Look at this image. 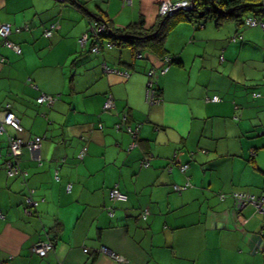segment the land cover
I'll use <instances>...</instances> for the list:
<instances>
[{
  "label": "crops",
  "instance_id": "0c3cea01",
  "mask_svg": "<svg viewBox=\"0 0 264 264\" xmlns=\"http://www.w3.org/2000/svg\"><path fill=\"white\" fill-rule=\"evenodd\" d=\"M77 1L85 11L56 0H0V25H9L19 51L0 47V105L9 104L21 127L0 131V264H264L262 212L237 208L231 195H264L261 28L178 23L163 40L165 64L147 50L93 53L87 34L100 15L115 28L138 20L149 27L165 0ZM147 79L154 104L144 100ZM37 96L55 98L38 104ZM134 124L137 139L126 149L125 128ZM7 135L42 137L36 152L20 149L21 173L11 176L3 168ZM113 186L123 202L108 199ZM27 194L37 201L30 215ZM45 240L51 248L38 257L32 247ZM99 246L121 262L95 252Z\"/></svg>",
  "mask_w": 264,
  "mask_h": 264
},
{
  "label": "trees",
  "instance_id": "16d2710c",
  "mask_svg": "<svg viewBox=\"0 0 264 264\" xmlns=\"http://www.w3.org/2000/svg\"><path fill=\"white\" fill-rule=\"evenodd\" d=\"M56 2H59L61 4L65 3L67 5L71 4V5H74L75 7H77L79 10L85 11L82 4H80L77 0H56ZM187 2H188V4L189 3L191 4L190 8H187L186 6L177 7L175 9L171 10L170 12L165 13L164 15H157L153 25H151L149 27H144L143 22L141 20H138L135 22H130V23L124 25L123 27L115 28L110 24L109 20L105 17V15H100L99 17L93 16L89 20V23L94 22L95 24L103 25V28H104L103 32L96 36L97 37L96 41L105 40V41H108L112 44L111 47L117 46V47L128 48L130 50V52L134 55L140 50H147V51L151 52L152 54H154L156 57L163 58L165 56L164 49H163V40H164L165 34L178 23H181V22L201 23L200 21H204V19L207 18V19H212L215 26L219 25L220 22L225 20V19L232 20L235 23H241L244 26V24H243V18L244 17H247V16H254L255 17L262 12V4L260 2H258L257 0H187ZM198 13L200 14V16L197 15ZM49 25H51L50 29L52 30L53 23H49ZM49 25L47 27H49ZM45 29H43V31ZM51 30H50V32H51ZM87 34L90 36L89 32ZM7 35L5 36L4 39H0V47L7 48L5 46V42H4V41L9 42L7 39ZM42 35H43V33H42ZM89 38H91V36ZM94 41H95V38L91 39V43H93ZM7 49H9V48H7ZM12 52H14V51H12ZM97 52H95V53H97ZM17 53H19V51ZM17 53H15V54H17ZM164 58H166L165 64H168V62H169L168 57H164ZM0 60H1V58H0ZM171 62H176V61L172 59ZM165 69L166 68H164V69L162 68V69H160V71H164ZM151 74H152V71H151ZM151 74L147 73L146 75L149 77V76H151ZM152 84L153 83L147 79V82L145 83V88L148 86L149 90L152 91V97L157 100L156 96L154 95L155 89H154ZM252 94L253 93H251V95ZM255 95H258V94H255ZM252 96H254V95H252ZM49 97L51 98V100H53V98H55L53 96H49ZM35 102H36V100H35ZM36 103H38V102H36ZM38 104H40V103H38ZM102 105H103V103H102ZM5 106H7V110L10 111L8 103H4V104L0 105V111L4 110ZM120 122H122V120ZM120 122H117L115 124L118 125ZM134 125H136V124H134ZM137 126H138L137 128H139L140 124H137ZM19 127H20V125H19ZM132 127H134V126H132ZM2 128H3L2 129V131H3L4 126H2ZM20 129H21V127H20ZM11 130H13V129H11ZM13 131H15V130H13ZM137 131H138V129H137ZM9 136H12V135H9ZM9 136L8 135L6 136V146H7V137H9ZM12 137H16V136H12ZM32 137H34V136H32ZM136 138H137V133H136ZM41 140H42V137H40V141ZM131 140L132 139H130V142H131ZM81 148H84L82 151V154H81V158L85 153V147L82 145L78 149V151L76 152V154L74 156V158L77 160H79V159L76 157V155L81 150ZM126 149H130L129 144L127 145ZM19 157H20V153L17 156V160H18L17 161V167L18 168H19ZM9 159H10V156L8 155V148H7V158L3 162L4 170H5V161L9 160ZM140 163H141V161H140ZM5 173H6V171H5ZM20 173H21V170L19 169V172H16L15 174H20ZM113 187L116 188L115 186H113ZM119 192L123 193L121 191H119ZM107 193H108V191H107ZM231 195H232V193H231ZM24 196H26V195H24ZM24 196L22 198L23 203H24V212L27 213V215L28 214L30 215L32 213L31 211L35 209V207L37 205V201L32 199L27 194V196H29V198L31 200L36 202L35 205H30L27 207L25 204V201H24ZM107 197H108V195H107ZM125 198H126V195H125ZM116 202H123V201H117L116 200ZM45 241H48V240H45Z\"/></svg>",
  "mask_w": 264,
  "mask_h": 264
},
{
  "label": "built area",
  "instance_id": "2783aa9c",
  "mask_svg": "<svg viewBox=\"0 0 264 264\" xmlns=\"http://www.w3.org/2000/svg\"><path fill=\"white\" fill-rule=\"evenodd\" d=\"M127 1V0H125ZM188 2L187 0H183L180 1L178 3H169L166 0L165 1H161L158 5V11L157 14L158 15H164L165 13L170 12L171 10L177 8V7H184L187 6ZM243 24L246 27H252L255 25H258L261 30L262 33L264 34V25L262 22H260L259 20H257L254 16H247L243 18ZM51 25H49V27H47L44 31H43V35L45 37H48L50 35V29ZM103 25L101 24H95L94 22H90L88 24V32L91 36V39L95 38V41L93 43H91V47H90V51L95 53L97 51H99V47L103 46L105 48H110L111 47V43L105 40H97V35L101 34L103 32ZM9 33V25L8 24H1L0 25V39H4L5 36ZM93 37V38H92ZM86 39V36L83 35L80 39V42H84V40ZM262 41H264V37L262 39ZM5 42V46L9 49H11L12 51H14L15 53L18 52V48L9 43V42ZM164 60H166V58H163ZM105 68V67H104ZM106 69V68H105ZM148 74H151V71L148 72ZM255 95V94H252ZM36 102L40 103L43 100L46 101H50L51 98L50 97H46V96H38L36 99ZM144 100L148 103V104H154L156 103V99H154L152 97V91L149 90L148 86L145 88L144 91ZM209 101H217V97L216 96H211L209 99ZM112 106V102L110 100L109 96H106L105 101L103 102L102 108L103 109H108ZM1 116H0V131H2V126H8L11 129L15 130V131H19L20 127L18 125L17 119L14 117V115L7 110V106H5V109L2 110L0 112ZM137 124L134 127H126L125 131L127 132V134L130 136L131 142L129 143V147L135 145L136 142V133H137ZM39 141H40V137L38 136H34L30 139H27L24 143L17 137H12L9 136L7 137V148H8V155L10 156L9 160L5 161V171H6V175L7 176H11L13 174H15L16 172H19V168L17 167V156L20 153V149L21 147H25L27 148L29 151H36L39 147ZM84 148H81V150L78 152V154L76 155V157L78 159L81 158V154ZM141 165L142 166H146L147 162H146V158L141 161ZM185 165H180L178 166V169L180 171H183L185 169ZM54 178L56 179L57 176L54 175ZM69 185H66L65 189H68ZM174 189L176 190L177 188L174 187ZM108 198L112 201H124L125 200V195L123 193H120L116 188L112 187L108 190ZM232 196L235 200V204L237 208H240L243 204H251L252 206H254L257 210H259L260 212H262L263 215V222H262V234H263V240H264V195L260 196V197H253L251 195L242 193V192H233ZM24 201L26 206H30V205H35L36 202H34L33 200H31L29 198V196H24ZM146 214V211H142L141 212V217L144 218ZM51 248V243L48 241H40L37 242L36 244L33 245L32 250L33 252L38 256L41 257L43 256L47 250ZM87 249L86 248H82V252H85ZM95 252L103 254L105 256H107L110 260H113L115 262H121V258L119 256H117L116 254H114L112 251H110L109 249L105 248L104 246H99Z\"/></svg>",
  "mask_w": 264,
  "mask_h": 264
},
{
  "label": "rangeland",
  "instance_id": "374dc122",
  "mask_svg": "<svg viewBox=\"0 0 264 264\" xmlns=\"http://www.w3.org/2000/svg\"><path fill=\"white\" fill-rule=\"evenodd\" d=\"M205 21H211L212 22V19L205 18L204 21H200V22L202 23V22H205Z\"/></svg>",
  "mask_w": 264,
  "mask_h": 264
},
{
  "label": "water",
  "instance_id": "95a60500",
  "mask_svg": "<svg viewBox=\"0 0 264 264\" xmlns=\"http://www.w3.org/2000/svg\"><path fill=\"white\" fill-rule=\"evenodd\" d=\"M186 7H187V8H190V7H191V4L189 3ZM197 15L200 16L199 13H198ZM34 152H36V151H34Z\"/></svg>",
  "mask_w": 264,
  "mask_h": 264
}]
</instances>
